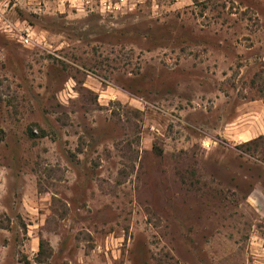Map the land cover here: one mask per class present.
Here are the masks:
<instances>
[{"label": "rangeland", "instance_id": "374dc122", "mask_svg": "<svg viewBox=\"0 0 264 264\" xmlns=\"http://www.w3.org/2000/svg\"><path fill=\"white\" fill-rule=\"evenodd\" d=\"M0 264H264V0H0Z\"/></svg>", "mask_w": 264, "mask_h": 264}, {"label": "trees", "instance_id": "16d2710c", "mask_svg": "<svg viewBox=\"0 0 264 264\" xmlns=\"http://www.w3.org/2000/svg\"><path fill=\"white\" fill-rule=\"evenodd\" d=\"M44 249V241L43 240H41V242H40V253L42 252V250Z\"/></svg>", "mask_w": 264, "mask_h": 264}, {"label": "built area", "instance_id": "2783aa9c", "mask_svg": "<svg viewBox=\"0 0 264 264\" xmlns=\"http://www.w3.org/2000/svg\"><path fill=\"white\" fill-rule=\"evenodd\" d=\"M28 35H29V34H28ZM23 36H24V35H23ZM23 36H22V37H23Z\"/></svg>", "mask_w": 264, "mask_h": 264}]
</instances>
